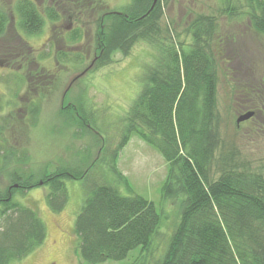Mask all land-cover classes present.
I'll list each match as a JSON object with an SVG mask.
<instances>
[{"label":"trees","instance_id":"obj_1","mask_svg":"<svg viewBox=\"0 0 264 264\" xmlns=\"http://www.w3.org/2000/svg\"><path fill=\"white\" fill-rule=\"evenodd\" d=\"M222 1L224 10L230 15L236 13L233 11L240 0ZM242 1L238 6L244 9L237 14H243L240 18L245 16L264 36V0ZM103 2L14 0L17 26L12 24L9 8L0 4V40L9 33L8 40L13 43L12 50L2 46L1 56L7 55L9 60L0 62V68L9 69L14 61L21 66L15 71L32 60L38 64L34 49L20 36L18 27L25 33H38L46 21L55 26L62 19L60 9L66 3L78 12L73 17L76 24L65 38L67 43L81 40L84 25L79 14L98 9L90 69L109 64L115 52L128 54L137 41L158 48L139 93L121 119L124 125L120 140L111 150V170L131 193L122 194L106 179L84 184L85 195L74 222L84 264L120 260L138 246L140 252L129 264H264V175L240 160L234 147L220 148L217 56L223 46L216 18L208 14L195 16L185 28L188 41L184 42L168 26L160 25V0L153 6V0H129L121 10ZM65 57L68 59L69 52L57 49L56 62L62 63ZM79 59L81 56L76 54L72 60ZM39 70L26 71L28 85L37 84L30 81L33 75L34 79L50 75ZM14 75L16 82L24 80L23 74ZM234 85L239 88L240 83ZM253 91L258 93L257 89ZM16 95V91L11 94L12 98ZM2 99L0 93V102ZM255 103L248 100L237 104L247 111L253 110ZM26 110L30 124L36 123L39 105L31 102ZM77 115L84 120L79 112ZM133 134L162 155L167 173L161 196L179 201L177 220L161 250L155 241L160 213L153 201L133 192L116 166L120 149ZM100 152L98 159H106L104 146ZM81 157L87 160L88 154L81 153ZM26 159V150L13 146L0 129V176L12 160L23 163ZM93 165L95 161L84 170L76 164L59 165L52 171L45 169L37 179L19 167L9 172V185L0 189V264L28 255L46 237L45 222L37 211L19 203L14 195L48 185L47 205L52 212H60L68 199L65 180H87Z\"/></svg>","mask_w":264,"mask_h":264},{"label":"rangeland","instance_id":"obj_2","mask_svg":"<svg viewBox=\"0 0 264 264\" xmlns=\"http://www.w3.org/2000/svg\"><path fill=\"white\" fill-rule=\"evenodd\" d=\"M102 1L116 10H121L129 2ZM13 2L0 0V4L9 8L12 24L17 26L18 17L12 10ZM241 3L242 0L236 3L237 9L233 11L236 13L230 15L224 10L222 0H160V25L168 26L170 32L172 29L178 39L186 42L185 28L195 16L208 14L216 18L223 46L217 56L216 105L220 121V148L222 145L234 147L240 160L264 175V36L253 29L245 16L240 18L243 14H237L244 9L238 6ZM69 5L66 3L60 9L62 19L55 26L46 21L38 33H25L18 27L20 36L34 49L33 56L38 64L32 60L15 71L21 66L14 61L9 69L0 68V93H3L0 129L13 146L27 153L25 162L12 160L8 163L3 176H0V189L9 185V172L14 167L30 171L37 179L45 169L52 171L59 165L76 164L79 170H84L94 161L95 165L87 180H65L68 199L60 212H52L47 205L45 195L49 191L48 185L32 187L14 195L19 203L37 211L45 222L46 237L28 255L9 264H84L78 252L79 237L74 230L75 217L85 195L84 184L106 179L115 184L122 194L131 193L111 170V150L120 140L124 125L121 119L139 93L144 83L143 76L154 63L158 48L145 41H137L128 54L115 52L109 64L90 69L87 66L93 58L94 17L98 9L79 14L84 25L81 40L67 43L65 38L75 26L73 17L78 13L73 12ZM13 25L8 27L9 31H12ZM8 39L9 33L0 40V50L3 45H8V50L13 49V43ZM59 48L69 52V60L65 57L62 63V60L56 62ZM2 54L0 51V62L5 64L9 56ZM76 54L81 56L80 62L72 60ZM39 69L50 75L41 79H34L33 75L30 81L37 84L28 85L26 71L34 73ZM15 73L23 74L24 80L16 82ZM235 82L240 83L239 88L234 85ZM254 89H257L256 95ZM15 91L17 95L12 98L11 94ZM248 100L257 102L253 118L240 122L237 127L236 117L245 112L239 109L237 103ZM31 102L40 107L33 124H30L26 110ZM77 112L84 118L81 120L84 124ZM103 146L106 148V159L99 160ZM81 153L84 156L88 154L87 160L81 157ZM116 166L125 175L133 192L153 201L160 213V231L155 241L161 250L179 211L177 199L161 196V185L167 173L166 161L156 148L133 134L120 149ZM139 252L138 246L123 259H109L98 264H129ZM157 254L158 251L154 256Z\"/></svg>","mask_w":264,"mask_h":264},{"label":"water","instance_id":"obj_3","mask_svg":"<svg viewBox=\"0 0 264 264\" xmlns=\"http://www.w3.org/2000/svg\"><path fill=\"white\" fill-rule=\"evenodd\" d=\"M155 2H156V0H153L152 6L155 4ZM253 115H254V111L253 110H247V111H245L243 113H240L236 117V123L239 124L240 122H242V121H244L246 119H249Z\"/></svg>","mask_w":264,"mask_h":264}]
</instances>
